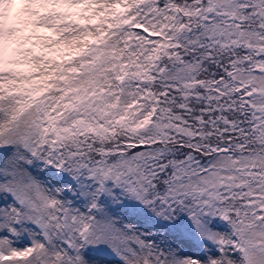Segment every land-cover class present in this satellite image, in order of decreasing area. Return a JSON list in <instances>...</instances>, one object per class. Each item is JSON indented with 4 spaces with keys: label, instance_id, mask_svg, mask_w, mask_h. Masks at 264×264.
I'll return each mask as SVG.
<instances>
[{
    "label": "snow or ice",
    "instance_id": "obj_1",
    "mask_svg": "<svg viewBox=\"0 0 264 264\" xmlns=\"http://www.w3.org/2000/svg\"><path fill=\"white\" fill-rule=\"evenodd\" d=\"M0 264H264V0H0Z\"/></svg>",
    "mask_w": 264,
    "mask_h": 264
}]
</instances>
